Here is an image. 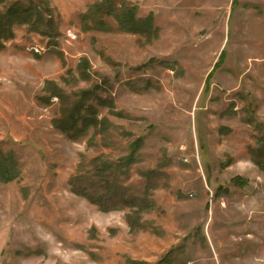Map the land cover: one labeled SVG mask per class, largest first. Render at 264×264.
<instances>
[{"label":"rangeland","instance_id":"rangeland-1","mask_svg":"<svg viewBox=\"0 0 264 264\" xmlns=\"http://www.w3.org/2000/svg\"><path fill=\"white\" fill-rule=\"evenodd\" d=\"M34 1L56 33L17 25L0 52V149L20 169L0 181V264H264V0ZM82 103L101 123L72 140L55 123ZM74 177L144 209L103 212Z\"/></svg>","mask_w":264,"mask_h":264},{"label":"trees","instance_id":"trees-1","mask_svg":"<svg viewBox=\"0 0 264 264\" xmlns=\"http://www.w3.org/2000/svg\"><path fill=\"white\" fill-rule=\"evenodd\" d=\"M115 0H105L99 5L100 8L107 10L108 13L117 12L114 7ZM41 2L27 0V3L14 0H0V52L6 48V43L15 37L14 28L17 25H27L31 30L52 38L56 33L54 18L48 15V9ZM51 13V12H50ZM117 21L122 29L144 35H151L153 31L152 18L140 20L135 15V9L121 8L118 13ZM87 97V96H86ZM86 99V98H85ZM87 100V99H86ZM106 105L107 102H103ZM86 109V104L82 103L73 114L67 118H62L55 123V127L66 134L70 139L77 140L84 136L88 129L100 125L97 118V111L93 107L89 108L85 115L82 111ZM130 160L129 163H131ZM253 162L264 171V144L261 149L253 153ZM106 166V164H104ZM101 172V170H100ZM105 174L100 173L103 177ZM20 177L19 164L14 155L5 154L0 149V181L10 183ZM87 178L74 177L70 181L72 192L77 196L85 198L88 202L98 206L103 212L123 210H143L140 199L130 196L124 188H117L104 184L96 183L93 189L87 184ZM104 189V193H97V190ZM134 216H128V223L132 228L138 224Z\"/></svg>","mask_w":264,"mask_h":264}]
</instances>
